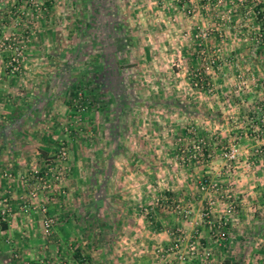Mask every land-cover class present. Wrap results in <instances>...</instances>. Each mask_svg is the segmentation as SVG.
Instances as JSON below:
<instances>
[{"label":"rangeland","instance_id":"1","mask_svg":"<svg viewBox=\"0 0 264 264\" xmlns=\"http://www.w3.org/2000/svg\"><path fill=\"white\" fill-rule=\"evenodd\" d=\"M0 153L12 264H264V0H0Z\"/></svg>","mask_w":264,"mask_h":264},{"label":"crops","instance_id":"2","mask_svg":"<svg viewBox=\"0 0 264 264\" xmlns=\"http://www.w3.org/2000/svg\"><path fill=\"white\" fill-rule=\"evenodd\" d=\"M2 154L0 153V155H2L3 157L6 156L5 153H2ZM14 155H15V151H13V152L11 151V156H14ZM10 216H11V219H10V223L8 225H6L4 223L1 224V222H0V264H12V253L15 252V199L13 200V203H12V212H11ZM235 248H238V246ZM250 250L253 251L254 247L253 246H247V249H245V251H250ZM213 253H215V250H213ZM168 256H166V259H167L166 262L163 259L162 262L159 261V262H157V264H179L178 261H176V260L170 261L168 259L169 258ZM193 262L195 264V262H197V261L194 260ZM122 264H128V262L127 263L125 262ZM141 264H143V263H141ZM144 264H146V263H144ZM149 264H154V262L149 263ZM211 264H216V261L214 263H211ZM220 264H229V263L227 261H224V263H220ZM246 264H254V261L251 260L250 263L246 262ZM256 264H261V262L259 261Z\"/></svg>","mask_w":264,"mask_h":264},{"label":"built area","instance_id":"3","mask_svg":"<svg viewBox=\"0 0 264 264\" xmlns=\"http://www.w3.org/2000/svg\"><path fill=\"white\" fill-rule=\"evenodd\" d=\"M35 172H36V170H35ZM4 212H5V210L2 209V213L3 214H4ZM54 222H55V219H54L53 215L47 214V215L44 216L43 221H42V226H43L44 233L46 235H49L51 233L53 225H54ZM175 246H177V245H175ZM189 253L191 255H196L197 256V254H198L197 246L196 245H190L189 246ZM179 256L181 257V255H179ZM40 263H41V261L39 260L35 264H40Z\"/></svg>","mask_w":264,"mask_h":264}]
</instances>
